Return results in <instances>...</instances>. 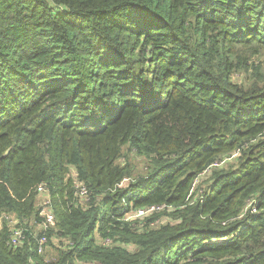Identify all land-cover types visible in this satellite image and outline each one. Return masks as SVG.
I'll return each instance as SVG.
<instances>
[{"label":"trees","instance_id":"obj_1","mask_svg":"<svg viewBox=\"0 0 264 264\" xmlns=\"http://www.w3.org/2000/svg\"><path fill=\"white\" fill-rule=\"evenodd\" d=\"M257 57L264 0H0V264H264Z\"/></svg>","mask_w":264,"mask_h":264},{"label":"built area","instance_id":"obj_2","mask_svg":"<svg viewBox=\"0 0 264 264\" xmlns=\"http://www.w3.org/2000/svg\"><path fill=\"white\" fill-rule=\"evenodd\" d=\"M71 177L74 179L75 187H76V193L78 196L79 204L86 208L88 204L91 202V194L86 186L85 183L77 179V174L74 170H72ZM38 192L41 198V212L40 216L43 218V223L41 225L40 233L37 236L38 239V254L42 255L44 252L45 245L48 242L47 232L48 230L55 224V216L52 210V202L50 201V197L47 195L49 190L46 184H42L38 188ZM170 210L172 209L171 206L167 205H152L148 208H142L140 210H137L135 212H131V214H127L129 216L128 218L131 220H134L135 217H144L147 215L152 214L153 212H160L164 210ZM5 221H8L10 225H12L11 234H10V243L14 246H22L26 239V233L25 230L19 225V221L14 218V216L6 215ZM109 242V240H107Z\"/></svg>","mask_w":264,"mask_h":264},{"label":"rangeland","instance_id":"obj_3","mask_svg":"<svg viewBox=\"0 0 264 264\" xmlns=\"http://www.w3.org/2000/svg\"><path fill=\"white\" fill-rule=\"evenodd\" d=\"M262 58L257 57L255 60L254 58L252 59V62L250 64L249 70H244V71H239V72H235L233 74V77L240 82V80H244V82L249 83L252 77V73L255 70V67H257V65L261 64L262 66H264V64L261 62ZM130 157V163L135 167V173H141L143 170L146 169L147 163H145V159L137 156L135 154H129ZM223 161H226L229 164H234L235 161L233 158H223ZM205 179V178H203ZM128 183V181H124L123 185H126ZM131 214V213H130ZM48 258V257H47ZM49 259V258H48Z\"/></svg>","mask_w":264,"mask_h":264}]
</instances>
